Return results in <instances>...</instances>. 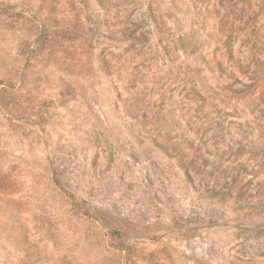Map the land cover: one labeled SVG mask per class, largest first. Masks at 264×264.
Wrapping results in <instances>:
<instances>
[{"label":"rangeland","instance_id":"374dc122","mask_svg":"<svg viewBox=\"0 0 264 264\" xmlns=\"http://www.w3.org/2000/svg\"><path fill=\"white\" fill-rule=\"evenodd\" d=\"M0 264H264V0H0Z\"/></svg>","mask_w":264,"mask_h":264},{"label":"trees","instance_id":"16d2710c","mask_svg":"<svg viewBox=\"0 0 264 264\" xmlns=\"http://www.w3.org/2000/svg\"><path fill=\"white\" fill-rule=\"evenodd\" d=\"M228 41H229V39H228ZM226 50H227V52H230V51H231V46H230V45H227ZM160 147H161L163 150L166 149V148L163 147V146H160Z\"/></svg>","mask_w":264,"mask_h":264}]
</instances>
